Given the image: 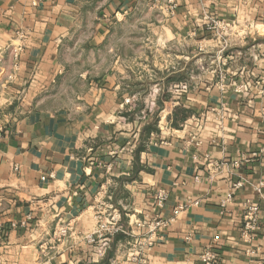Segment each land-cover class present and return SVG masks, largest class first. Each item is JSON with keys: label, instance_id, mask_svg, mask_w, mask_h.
I'll list each match as a JSON object with an SVG mask.
<instances>
[{"label": "crops", "instance_id": "obj_1", "mask_svg": "<svg viewBox=\"0 0 264 264\" xmlns=\"http://www.w3.org/2000/svg\"><path fill=\"white\" fill-rule=\"evenodd\" d=\"M144 214L148 264H264V0H0V264H135Z\"/></svg>", "mask_w": 264, "mask_h": 264}, {"label": "built area", "instance_id": "obj_2", "mask_svg": "<svg viewBox=\"0 0 264 264\" xmlns=\"http://www.w3.org/2000/svg\"><path fill=\"white\" fill-rule=\"evenodd\" d=\"M207 30L209 32H212L216 34L220 38H224L228 32L230 31V27L228 24H226L223 21L209 19L207 24ZM9 79H12V76L9 77ZM222 82H225V77H221ZM235 86L236 92H242L244 89V85H237L236 83L233 84ZM224 86V85H223ZM258 154L254 153L253 157H257ZM252 157V158H253ZM241 161H248L245 155L242 156ZM236 166L239 165V161L234 163ZM211 166L212 172H218L220 171L224 164L217 163V162H211L209 164ZM18 170V168H16ZM245 185V182L240 181L237 184L233 186V190L227 195V198L225 201L222 202V206L225 207L226 203L231 201L233 197V191L238 190L242 188ZM259 193H261L260 189H257ZM155 205L157 208H163L165 203L168 200V194L161 190L158 191L155 195ZM186 206L180 205L176 213L179 211H182ZM261 210L260 205L253 201H247L245 204V216H244V228L242 231V238L246 243H252L258 234V231L260 229V217ZM102 215L97 216V218L100 220L98 231L97 233L103 232L107 234L108 236H114L120 232H122L123 227L121 225V217L120 215H113L109 218L107 222H103L101 218ZM172 220H163L160 218L157 214H144L143 217L139 220H137L134 223V226L140 230L143 231L141 235H139L140 239L136 240L134 242V253L131 256L132 262L135 264H148V260L145 257L146 253L150 251L157 241L160 239V234L167 229L171 225ZM72 231L71 226H61L59 229L58 237L60 240L66 239ZM252 252V251H251ZM201 260L203 264H217V255L213 251V249L207 250L202 256Z\"/></svg>", "mask_w": 264, "mask_h": 264}, {"label": "rangeland", "instance_id": "obj_3", "mask_svg": "<svg viewBox=\"0 0 264 264\" xmlns=\"http://www.w3.org/2000/svg\"><path fill=\"white\" fill-rule=\"evenodd\" d=\"M206 76H207V75H205V76H204V75H202L201 77H202V78H203V77H204V78H206ZM199 77H200V76H199ZM164 114H165V113H164Z\"/></svg>", "mask_w": 264, "mask_h": 264}]
</instances>
